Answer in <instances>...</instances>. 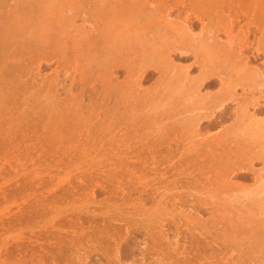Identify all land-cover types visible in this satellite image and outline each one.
<instances>
[{"label":"rangeland","instance_id":"obj_1","mask_svg":"<svg viewBox=\"0 0 264 264\" xmlns=\"http://www.w3.org/2000/svg\"><path fill=\"white\" fill-rule=\"evenodd\" d=\"M0 264H264V0H0Z\"/></svg>","mask_w":264,"mask_h":264}]
</instances>
